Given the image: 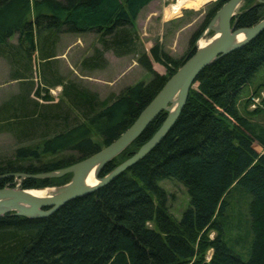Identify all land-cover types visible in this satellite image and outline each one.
Segmentation results:
<instances>
[{
    "label": "trees",
    "instance_id": "16d2710c",
    "mask_svg": "<svg viewBox=\"0 0 264 264\" xmlns=\"http://www.w3.org/2000/svg\"><path fill=\"white\" fill-rule=\"evenodd\" d=\"M147 1L0 0V57L10 66V80L20 85L0 103V129L11 132L18 143L11 157L0 161V174L67 166L100 148L92 133L105 146L134 120L167 78L151 68L150 60L169 75L178 60L153 44L150 58L145 52L137 57L150 79L124 87L106 102L78 80L57 72L55 44L63 33H95L98 44L77 66L81 72L102 70L106 52L116 57L137 53L133 19ZM220 4L211 7L191 36L189 54ZM263 11L264 1L254 3L234 18L235 27L253 25ZM27 30L33 32L34 50L20 39ZM14 34L15 43L10 41ZM34 53L39 79L35 87ZM263 64L264 29L203 67L163 138L108 183L66 201L45 217L1 215L0 264H264V124L236 107L238 92ZM56 86L60 95L53 101L48 91ZM162 119L163 115L155 117L99 176L129 156ZM47 155L53 157L41 161ZM162 179L177 181L187 193L188 205L178 219L166 210L165 192L158 185ZM67 180L68 174L24 178L20 188L57 186ZM7 182L10 177L1 178L0 187ZM234 190L245 196L242 232L249 235L248 242L245 233L230 239L223 229ZM210 230L215 232L211 239ZM245 245L242 259L233 247ZM206 248L212 250L207 260Z\"/></svg>",
    "mask_w": 264,
    "mask_h": 264
},
{
    "label": "rangeland",
    "instance_id": "374dc122",
    "mask_svg": "<svg viewBox=\"0 0 264 264\" xmlns=\"http://www.w3.org/2000/svg\"><path fill=\"white\" fill-rule=\"evenodd\" d=\"M224 1L148 0L140 6L133 19V29L137 34V53L124 55L118 58L112 55L111 52H106L107 62L102 70L81 72L77 66L79 60L83 56L90 54L92 47L98 44L96 41L97 35L95 33L60 34L58 36V41L55 44V51L57 53L55 68L58 73L64 76V78L78 80L84 87L94 91L99 100L108 102L124 87L132 85L138 81H147L150 79V74L137 63V57L140 52H145L150 58L148 51L153 44L156 43L159 45L164 52L170 55L174 60H178L181 64L186 56L189 55L188 52L191 36L201 26L207 12L215 5V3L221 2L222 4ZM263 1L264 0H242L234 10L231 23H233L234 18L241 11L254 3ZM220 5H218V7ZM262 14H264V11ZM201 31L199 33H201ZM198 35L192 42L193 48L198 39L202 38L206 41L211 38L210 36L212 33L208 32L200 37H198ZM17 37L18 35L14 34L10 37V41L15 43ZM20 39L22 41V34L20 35ZM150 62L151 68L154 71L167 78L173 73L172 72L169 75L164 66L153 62L152 60H150ZM31 64L32 83L35 87L39 82L35 53L33 54ZM195 86L196 84L193 83L191 88H194ZM19 88L20 85L18 81L10 80V66L0 57V103L10 98V96L16 93ZM48 93L51 95L52 100L56 101L60 95V87L56 86L50 88ZM236 107L240 113L246 115L250 120L259 121L264 124V64L256 70L249 82L238 92L236 97ZM255 108H259L261 111L252 114L251 111ZM247 113L251 114L248 115ZM91 139L94 143H97L100 148L103 147L100 137L97 134L92 133ZM17 146L18 143L15 136L7 130L0 129V161L11 157L13 150ZM253 147L257 152H262V149L258 145L253 144ZM52 157L47 155L41 159V161ZM69 178L70 174H68V180ZM11 182L12 186L18 184L17 179L11 178ZM10 183L7 182L6 185L10 186ZM158 185L165 192V207L167 212L174 218L178 219L181 212L188 205V196L184 187L172 179L159 180ZM53 186L46 187L51 188ZM244 201L245 196L239 195V191L234 190L232 198H229V206L225 212V214H227V219L223 229L226 236L230 239H234L238 232H241V235L245 233L246 242H248L249 235H247L246 232H242L246 228V215L243 206ZM148 225L152 226V223H148ZM214 235L215 232L210 230L207 237L211 239ZM227 242L230 243L229 241ZM233 248L240 254L242 259L246 258V245L242 247L235 246ZM211 252V248H206L203 253L205 260L209 259Z\"/></svg>",
    "mask_w": 264,
    "mask_h": 264
},
{
    "label": "water",
    "instance_id": "95a60500",
    "mask_svg": "<svg viewBox=\"0 0 264 264\" xmlns=\"http://www.w3.org/2000/svg\"><path fill=\"white\" fill-rule=\"evenodd\" d=\"M241 1L225 0L217 8L198 35L200 37L211 32L210 37L214 34L216 37L200 47L195 42L192 53L186 56L184 61L164 81L128 127L111 142L91 155L55 170L37 173L7 172L0 174V179L11 177L18 180L16 186L5 184L0 187V216L7 213L27 218L48 216L66 201L94 191L143 158L158 144L175 121L186 100L188 90L192 87L202 68L220 56L241 47L264 29V14L257 22L247 27H235L234 22L231 23L234 10ZM239 34L241 38L235 40V36ZM22 41L25 42L29 50H34L32 30L22 33ZM172 106L173 108H171ZM158 115H163V119L152 134L129 156L99 176L105 165L138 137ZM92 167L94 168L93 175L96 183L84 185L83 176ZM65 174H70L69 180L61 185L51 187L50 190L52 191L44 196H34L28 193V190L36 188H20V182L24 178H51L61 177Z\"/></svg>",
    "mask_w": 264,
    "mask_h": 264
},
{
    "label": "bare ground",
    "instance_id": "6f19581e",
    "mask_svg": "<svg viewBox=\"0 0 264 264\" xmlns=\"http://www.w3.org/2000/svg\"><path fill=\"white\" fill-rule=\"evenodd\" d=\"M214 37H216V34H214L211 38L207 39L206 41L200 38L197 40V44L199 47L203 46L207 44L208 42H210L211 39H213ZM239 38H241L240 34L235 36V40H238ZM171 108H173V106ZM93 173H94V168L92 167L84 174L83 179H82V182L84 185H93L94 183H96V179ZM50 191H52L50 190V188H36V189L28 190V193L34 196H44L50 193Z\"/></svg>",
    "mask_w": 264,
    "mask_h": 264
},
{
    "label": "crops",
    "instance_id": "0c3cea01",
    "mask_svg": "<svg viewBox=\"0 0 264 264\" xmlns=\"http://www.w3.org/2000/svg\"><path fill=\"white\" fill-rule=\"evenodd\" d=\"M106 54H107V53L104 54L105 58H106ZM118 58H119V57H118ZM106 60H107V59H106Z\"/></svg>",
    "mask_w": 264,
    "mask_h": 264
}]
</instances>
